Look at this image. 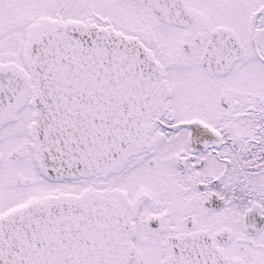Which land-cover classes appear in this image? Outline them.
I'll use <instances>...</instances> for the list:
<instances>
[{
    "label": "snow or ice",
    "instance_id": "1",
    "mask_svg": "<svg viewBox=\"0 0 264 264\" xmlns=\"http://www.w3.org/2000/svg\"><path fill=\"white\" fill-rule=\"evenodd\" d=\"M0 264H264V0H0Z\"/></svg>",
    "mask_w": 264,
    "mask_h": 264
}]
</instances>
